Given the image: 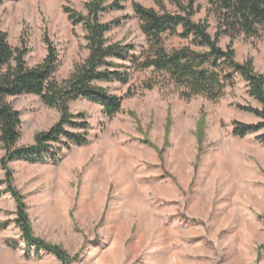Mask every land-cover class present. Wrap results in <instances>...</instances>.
<instances>
[{"label": "rangeland", "instance_id": "obj_1", "mask_svg": "<svg viewBox=\"0 0 264 264\" xmlns=\"http://www.w3.org/2000/svg\"><path fill=\"white\" fill-rule=\"evenodd\" d=\"M86 1L4 0L0 29L14 47L26 41L29 66L46 57L48 36L58 51L55 76L61 81L89 54L86 30L72 23L64 5L87 13ZM133 1L160 10L153 0H107L122 8H110L102 19L119 20L107 33L111 42H132L141 50L146 37ZM198 4L194 19L207 18L214 35L216 16L208 13L207 0ZM167 7L177 10L170 2ZM164 39L169 49L191 45L179 36ZM231 42L237 60L252 58L264 73V28L258 37H220L223 48ZM150 75L136 72L129 84L103 83L123 97L113 117L87 99L71 103L74 113L87 114L84 145L64 149L56 162L9 163L34 235L76 256L72 264H264V144L257 133H232L235 120L259 121L238 107L260 106L247 82L237 75L218 101L184 99L173 85L143 89ZM8 100L21 112L19 146L33 144L37 132L59 119L37 95ZM202 115L201 151L196 131ZM4 154L0 142V158ZM16 217V200L1 183L0 264H62L53 253L28 245Z\"/></svg>", "mask_w": 264, "mask_h": 264}, {"label": "trees", "instance_id": "obj_2", "mask_svg": "<svg viewBox=\"0 0 264 264\" xmlns=\"http://www.w3.org/2000/svg\"><path fill=\"white\" fill-rule=\"evenodd\" d=\"M3 1L0 0V3ZM153 1L160 10L146 7L138 1L132 2L146 37V44L141 50L135 43L111 42L107 36L119 24V20L104 21L102 14L110 8H122L119 2L87 0V13L64 5V11L72 23L81 24L86 30L89 54L61 81L55 76L59 67L58 51L48 36L45 37L48 46L46 57L35 66H29L25 59L28 52L26 41L14 47L8 39V33L0 29V142L5 150L4 156L0 158L5 178L0 179V184L5 183L6 191L16 200L15 221L28 245L53 253L62 264H72L76 256H70L62 246L34 235L27 205L13 186L14 176L9 163L16 159L31 163L56 162L64 149L87 143V114L74 113L71 103L87 99L102 106L107 116H115L122 110L123 97L112 93L104 82L129 84L136 72L150 71L151 75L142 81L143 89L173 85L184 99L201 95L218 101L224 96L227 87L235 84L236 76L239 75L247 82L249 95L260 106L239 104L238 107L256 115L259 121L246 123L235 120L232 133L238 137L257 133L258 140L264 144V73L255 69L252 58L237 60L232 42L226 48L219 43L223 35L229 36L231 41L241 34L260 36L264 28V0H207L208 13L214 14L218 21L214 35L209 30L207 18L194 19L199 0ZM167 2L175 5L177 10L170 11ZM165 34L190 40L191 45L169 49L164 41ZM22 94L39 96L44 104L56 109L60 116L49 129L35 134L33 144L19 146L21 112L8 98ZM205 122V116L202 115L196 131L201 151L205 140ZM146 142L152 144L149 140Z\"/></svg>", "mask_w": 264, "mask_h": 264}]
</instances>
